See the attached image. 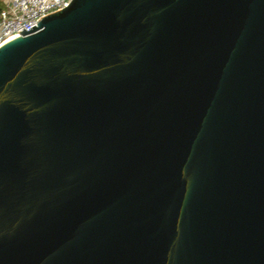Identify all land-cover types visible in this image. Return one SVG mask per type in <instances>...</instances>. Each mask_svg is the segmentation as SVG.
Segmentation results:
<instances>
[{"label":"water","instance_id":"95a60500","mask_svg":"<svg viewBox=\"0 0 264 264\" xmlns=\"http://www.w3.org/2000/svg\"><path fill=\"white\" fill-rule=\"evenodd\" d=\"M0 45V264H264V0H72Z\"/></svg>","mask_w":264,"mask_h":264},{"label":"built area","instance_id":"2783aa9c","mask_svg":"<svg viewBox=\"0 0 264 264\" xmlns=\"http://www.w3.org/2000/svg\"><path fill=\"white\" fill-rule=\"evenodd\" d=\"M72 0H4L0 11V45L37 26L42 17L62 10Z\"/></svg>","mask_w":264,"mask_h":264},{"label":"trees","instance_id":"16d2710c","mask_svg":"<svg viewBox=\"0 0 264 264\" xmlns=\"http://www.w3.org/2000/svg\"><path fill=\"white\" fill-rule=\"evenodd\" d=\"M4 7V0H0V11L3 9Z\"/></svg>","mask_w":264,"mask_h":264}]
</instances>
